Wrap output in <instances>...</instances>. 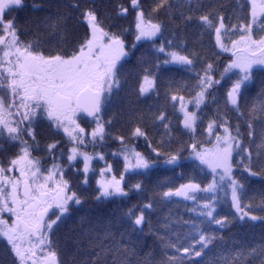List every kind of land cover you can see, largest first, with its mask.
I'll list each match as a JSON object with an SVG mask.
<instances>
[{
    "label": "snow or ice",
    "instance_id": "obj_1",
    "mask_svg": "<svg viewBox=\"0 0 264 264\" xmlns=\"http://www.w3.org/2000/svg\"><path fill=\"white\" fill-rule=\"evenodd\" d=\"M130 3L135 11L131 49L123 38V32L106 31L96 10L86 7L80 11V17L89 29L83 41L73 46L70 52L61 48L55 54H45L39 35L32 41L22 42L15 18L5 19L12 11L24 8L26 0H0V151L4 144L18 148L7 166L0 162V214L7 213L11 219L9 223L0 215V243L10 264H60L58 252L53 246L54 231L86 200L80 192L73 190L64 175L65 169L71 170L79 160H82L83 167L76 168V172L82 174L83 185L89 184V173L95 172L93 160L105 161L93 196L94 200L103 202L128 198L132 191H143L141 182L127 185L125 174H142V170L151 169L159 163L174 165L181 158L183 148L169 153L162 147L153 146L147 132L139 124L128 130L127 137H113L121 145L113 155L122 156L124 161L119 178L109 176L112 165L107 163L103 153L90 154L84 150L89 143L103 145L110 135L113 119L105 120L103 113L121 87V62L141 42H150L158 54L157 69L161 64H174L183 71L195 72L196 80L192 88L195 95L192 99L185 102L183 96H171V101H180L184 129L192 133L197 129L198 114L188 111L187 105L194 104L196 109H200L209 97L212 103H218L211 90L221 85L222 80L231 79L230 73L236 79L225 93L224 108L243 118L246 125V132L241 131L239 122L233 127L229 119L220 116L218 109L216 118L210 120L206 128L209 136L216 137L213 149L200 148L193 138L194 142L189 146L190 156L210 169L211 180L202 186L190 179L188 183L162 193L163 198L182 197L185 201H192L193 206L187 211L198 217L180 221L188 227L183 232H174V239L159 237L165 249L176 253L167 255L162 264H264V243L255 247L241 245L226 248L221 243L224 240L222 235L203 227L215 225L218 229H225L237 221H264V216L252 213L251 204L242 203L241 194L244 181L249 177L264 179V88L247 105V112L240 104L244 90L253 81L254 67L264 68V34H261L264 32V0H247L251 6L250 19H243L230 27L225 15L216 14L213 9L197 15L203 7L199 0H154V6L147 13L141 8L140 0H130ZM236 4L243 8L241 0H236ZM38 7L33 3V8ZM71 7L80 9L79 0H74ZM161 9H165V15L177 28L193 19L198 20L202 30L214 33L216 47L232 53L233 59L225 65L219 79L215 78L213 63H207L196 71L197 54H184L182 41L176 44L174 39H164V24L153 18V14H158ZM128 12L129 8L121 5L116 15L126 16ZM64 20L62 14H57L54 18L49 17L44 26L57 33L62 30ZM237 32L239 39H232L229 47L225 37L230 38V34L236 35ZM157 40H160L159 45ZM142 71L139 97L154 91L156 83L154 72L149 68ZM81 119L94 126L90 130L81 126ZM166 119L163 111L154 114V122H160L170 132ZM43 121H47L56 134L62 132L71 145L66 153L61 151L57 155L59 141L45 144L44 151L52 159L47 169L42 166L44 157L32 155L33 151L40 150L37 127ZM245 135L248 137L247 144ZM139 138L148 141L154 156L137 151L134 145L129 146L130 142ZM234 153L239 159L234 157ZM234 167L242 169L247 175L238 177ZM229 198L234 214H219L218 203ZM151 208L153 204L148 202L122 211L118 221L124 231L120 232L118 241L112 232L111 220L102 235H92L89 230L85 236L88 246L82 249L86 258L80 264H109L110 261L111 264H127L128 256L134 255L135 251L125 243V237L143 233L146 224L149 233L153 232L146 212ZM261 209L264 210V199ZM163 227L169 229L170 224L165 223ZM217 248L220 249L218 254L214 252L212 259H205L209 250ZM0 264H4L3 258H0Z\"/></svg>",
    "mask_w": 264,
    "mask_h": 264
},
{
    "label": "trees",
    "instance_id": "obj_2",
    "mask_svg": "<svg viewBox=\"0 0 264 264\" xmlns=\"http://www.w3.org/2000/svg\"><path fill=\"white\" fill-rule=\"evenodd\" d=\"M73 2L74 0H26L24 8L12 11L5 16V19L15 18L22 42L32 41L39 35L45 54L49 52L55 54L61 48L70 52L71 48L78 42H82L89 33L87 24L80 17V11L86 7H93L103 22L105 30L123 32V38L131 49L135 34V11L131 8L130 0H79L80 9L71 7ZM33 3L39 7L33 8ZM199 3L203 7L197 12V15L213 9L216 14L223 13L225 15L229 27L231 24L240 23L243 19H250L251 6L247 0H241L243 8L236 4V0H199ZM121 5L129 8L126 16L116 15L118 6ZM140 5L146 13L150 12L154 6V0H140ZM57 14H62L65 20L62 30L52 33L44 26V22L49 17L54 18ZM153 18L164 24L165 40L174 39L176 44H180L182 41L184 54L193 52L197 54L195 58L196 71H200L207 63H213L215 78H220V73L230 57L215 46L214 33L202 30L199 21L196 19L187 24H181L177 28L165 15V9H161L158 14H153ZM125 29H129V31L125 32ZM235 38H239L238 32L236 35L230 34V38L225 37V42L229 47L231 40ZM156 43L159 45L160 40H157ZM157 55L150 42H141L135 49H132V54L121 62V87L113 97V102L106 106L103 113L105 120L113 119V124L109 129L110 135L103 145L97 143L93 146L91 144L94 150L92 153H103L107 163L112 165L110 176L115 175L119 178L123 171L124 161L122 156L113 155L121 148L119 141L114 140L113 137L116 135L127 137L128 130L139 124L147 132L149 141L153 146L162 147L164 151L169 153H174L177 149L183 148L181 158L174 165L159 163L151 169L142 170V174L132 172L125 174L127 185L141 182L144 185L143 191H132L128 198L103 202L94 200L93 196L95 195L99 171L105 167V161L93 160L92 166L95 172L89 173L88 185L81 183L82 174L76 172V168L83 167L81 160L75 163V167L71 170L65 169V179H68L73 190L80 192L83 197H86V200L77 207L69 219L65 220L54 231L53 246L58 252L60 264H80L86 258L82 249L88 246L85 236L89 230L92 231V235H102L104 227L110 220L113 222L112 232L115 234L116 240H120V232L124 231V227L118 221L120 213L132 205H142L148 202L153 204V208L146 210L148 219L153 226V232L149 233L146 224L143 233L125 237V243L134 248L135 251L134 255L128 256L127 264H162L167 255H175L174 250L164 248L159 237L174 239V232H183L188 227L180 221L198 219V217L187 211V208L193 206L192 201H185L182 197L163 198L162 193L168 191L169 188H177L181 184L188 183L190 179L202 186L211 180V171L190 156L189 146L194 142L193 138L198 142L200 148L215 142V135L209 136L206 128L208 122L216 118L218 109L220 116L229 119L233 127L239 122L241 131L246 132L243 118L237 117L234 112H229L224 108L225 93L231 86L230 79L222 80L221 85H217L211 90L216 95L218 103H212L211 97H209V101L201 105L200 109H196L194 104L189 103L187 105L188 111L197 112L198 123L195 133L184 129L180 101H171V96H183L185 102L191 100L195 95L192 90L196 80L195 72H186L181 70L180 66L163 64L157 69L155 67ZM160 59L163 60L162 55H160ZM141 61L143 62L141 63ZM143 68H149L151 72L155 73L156 83L154 91L144 97H139L138 87L139 80L144 74ZM262 88H264V70H255L253 81L248 84L244 90V96L240 100L243 111L247 112V105L255 100ZM161 111L165 112L167 116L165 123L169 124L170 132L166 131L160 122H154V114L158 115ZM221 130L219 131L221 132ZM244 141L245 144L248 143L246 135ZM257 142H259L258 138ZM133 145L137 151L154 156L148 147V141L143 138L129 143L130 147ZM235 158L239 159V157ZM233 171L238 177L247 175L242 172V169L234 167ZM244 183L245 187L241 193L242 203L251 204L253 214L264 216V210L261 209L262 199H264V179L249 177ZM230 203V198L218 203V213L221 215L234 214ZM81 218H84L83 221ZM165 223L170 224L169 229L163 227ZM203 227L222 235L224 240L221 243L226 248L229 246L236 248L241 245L255 247L264 243V221H237L225 229H218L215 225H204ZM123 246L121 245V247ZM214 252L218 254L220 249L209 250L205 259H212ZM3 255L2 253L0 258H3L5 264V255Z\"/></svg>",
    "mask_w": 264,
    "mask_h": 264
},
{
    "label": "flooded vegetation",
    "instance_id": "obj_3",
    "mask_svg": "<svg viewBox=\"0 0 264 264\" xmlns=\"http://www.w3.org/2000/svg\"><path fill=\"white\" fill-rule=\"evenodd\" d=\"M83 124L84 123L82 121L81 126ZM89 125H91V124H89ZM37 134H38V139L40 141V150L39 151H33L32 155L34 157H37V158L44 157V159L42 160V166H43V168L47 169L52 164V159L49 156L47 157L46 152L44 151L45 144L52 142L54 140L59 141L60 142L59 147L56 149L57 155H59V153L61 151H64L66 153L67 149L71 145L68 144L67 138L64 137L63 133L61 132L59 134H56L55 130L48 126L47 121H43V122L39 123V126L37 127ZM84 150H86L88 152L89 147L87 146V148ZM17 151H18L17 147H12L9 144H4L3 150L0 151V162H2L5 166H7L9 159L11 157H13ZM16 175H19V173H16ZM0 215H2L4 219L9 220V223L11 222V219L7 213H3ZM2 253L5 255V262H6L5 264H10V260H9L8 256L5 254L4 246L2 243H0V255H2Z\"/></svg>",
    "mask_w": 264,
    "mask_h": 264
},
{
    "label": "rangeland",
    "instance_id": "obj_4",
    "mask_svg": "<svg viewBox=\"0 0 264 264\" xmlns=\"http://www.w3.org/2000/svg\"><path fill=\"white\" fill-rule=\"evenodd\" d=\"M135 25V24H134ZM236 39V38H235ZM239 39V38H238ZM230 47H231V45H230ZM227 55H229V57H230V60L227 62V64L233 59V56L231 55L232 53L231 52H225ZM169 65H173V66H178V65H174V64H169ZM261 66H255L254 67V70H256V69H258V68H260ZM229 76H231V83H232V81H234L235 79H236V77L234 76V75H232L231 73L230 74H228ZM187 110H188V106H187ZM82 121L83 120H80L79 122H81V124H82ZM84 123H86L85 121H83ZM197 123H198V120H197ZM92 126H94V125H92ZM90 130V129H89ZM214 141L216 142V140L214 139ZM215 142L212 144V145H209V146H207V147H203L202 149H209V150H211V149H213V147H214V145H215ZM48 157V156H47ZM96 161H98V159H96ZM198 161V160H197ZM199 162V161H198ZM51 166V165H50ZM205 168L207 169V170H210V169H208L207 168V166H205ZM109 176H110V173H109Z\"/></svg>",
    "mask_w": 264,
    "mask_h": 264
}]
</instances>
